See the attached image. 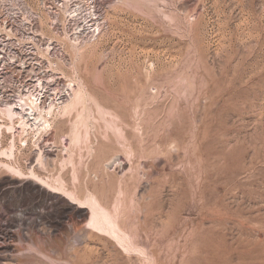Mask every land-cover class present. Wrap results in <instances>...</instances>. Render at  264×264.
<instances>
[{
  "label": "rangeland",
  "instance_id": "obj_1",
  "mask_svg": "<svg viewBox=\"0 0 264 264\" xmlns=\"http://www.w3.org/2000/svg\"><path fill=\"white\" fill-rule=\"evenodd\" d=\"M12 1L53 85L0 122V264H264V0Z\"/></svg>",
  "mask_w": 264,
  "mask_h": 264
},
{
  "label": "built area",
  "instance_id": "obj_2",
  "mask_svg": "<svg viewBox=\"0 0 264 264\" xmlns=\"http://www.w3.org/2000/svg\"><path fill=\"white\" fill-rule=\"evenodd\" d=\"M21 32L30 38L37 36L27 11L18 12L12 0H0V122L4 123L5 114L12 122L29 127L46 120L42 113L53 83L35 47L20 42Z\"/></svg>",
  "mask_w": 264,
  "mask_h": 264
},
{
  "label": "bare ground",
  "instance_id": "obj_3",
  "mask_svg": "<svg viewBox=\"0 0 264 264\" xmlns=\"http://www.w3.org/2000/svg\"><path fill=\"white\" fill-rule=\"evenodd\" d=\"M12 113V111H9L8 113ZM10 113V114H11ZM45 122V121H44ZM14 145V144H13ZM13 145L11 146V148L9 149V150H6V152L7 153H9L10 152V150L13 148ZM14 168V167H13ZM14 171H16V172H19V173H21V170L20 169H17V168H14L13 169ZM37 178V177H36ZM34 180H36L37 182H39V180H37V179H35V178H33ZM93 207V214H94V212H95V209H94V207L95 206H92ZM92 211V210H91ZM101 216V215H100ZM100 216H99V214H96V217H95V219L97 220L98 219V221H100L99 223H97V226H100V227H104V225H103V222L101 221V219H99L100 218ZM108 229V228H107ZM118 229V228H117ZM109 231V230H108Z\"/></svg>",
  "mask_w": 264,
  "mask_h": 264
}]
</instances>
